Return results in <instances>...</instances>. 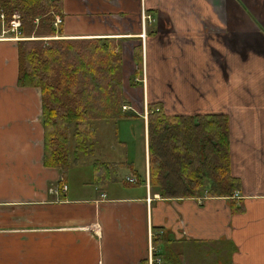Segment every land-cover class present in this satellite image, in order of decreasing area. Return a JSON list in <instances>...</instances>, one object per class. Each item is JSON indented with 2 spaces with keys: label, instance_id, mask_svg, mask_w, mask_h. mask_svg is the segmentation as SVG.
Instances as JSON below:
<instances>
[{
  "label": "crops",
  "instance_id": "0c3cea01",
  "mask_svg": "<svg viewBox=\"0 0 264 264\" xmlns=\"http://www.w3.org/2000/svg\"><path fill=\"white\" fill-rule=\"evenodd\" d=\"M111 1L65 0L64 17L68 10L80 13L88 28L62 29V37H57L132 41L134 71L130 75L138 74L137 79L140 71L133 61L134 48L141 46L143 64L150 49L152 79L142 89L145 107L149 100L158 102L156 91L149 86L155 84L154 67L168 68L170 79L165 82L183 87L179 88L183 93L175 89L171 94L183 100L184 107L179 103L175 110H163L165 115H226L230 171L240 188L230 198L202 202L162 200L148 190L139 195L133 190L107 191L117 182L101 184L104 188L99 194L69 193L67 183L63 192V174L42 165L40 92L17 86L18 39L3 34L0 25V264H147L150 246H154L155 257L161 249L178 263V249L192 250L208 263V253L203 252L213 244L216 253L228 247V264H264V0H118V5L105 4ZM94 2L107 11L97 12L99 8L91 6ZM87 3L90 7L85 12ZM143 8L156 19L144 29L140 22ZM121 19L127 23L121 24ZM105 27L108 31L97 32ZM146 32L151 35L146 37ZM126 58H122L123 93L132 78L124 74ZM143 78L148 79L147 70ZM159 99L164 101L162 95ZM147 113L145 108L143 137ZM140 154V167L134 170L145 187L149 168L143 138ZM181 223L187 237L181 235ZM152 239H156L153 246Z\"/></svg>",
  "mask_w": 264,
  "mask_h": 264
},
{
  "label": "trees",
  "instance_id": "16d2710c",
  "mask_svg": "<svg viewBox=\"0 0 264 264\" xmlns=\"http://www.w3.org/2000/svg\"><path fill=\"white\" fill-rule=\"evenodd\" d=\"M15 11L22 38L17 41V86L39 90L42 165L64 174L81 155L92 154L97 123L128 118L121 111V49L108 37L39 39L62 37V25L53 27L55 17L63 15L61 0H0L6 23ZM133 53L141 76V46ZM146 109L149 185L162 200L230 198L239 190L230 171L226 115L167 116L158 102L148 103ZM98 165L96 170L114 167ZM127 166L132 169V163Z\"/></svg>",
  "mask_w": 264,
  "mask_h": 264
},
{
  "label": "rangeland",
  "instance_id": "374dc122",
  "mask_svg": "<svg viewBox=\"0 0 264 264\" xmlns=\"http://www.w3.org/2000/svg\"><path fill=\"white\" fill-rule=\"evenodd\" d=\"M117 1L118 0H112L111 3H105V4L118 5ZM63 2L65 3V0H61L62 11H63ZM83 6L85 7V12H88L87 7H90V5L87 3L86 5H83ZM91 6L94 9H95V6L96 8H99V10H96L97 12L107 11L102 8L104 7V5L100 3L94 2ZM217 6H219L220 8L221 5L219 4ZM144 9H145V14H147L150 17L149 22L154 23L156 21L155 17L153 18L151 15H149V12L146 11V8ZM141 11H140V22L142 26ZM14 13H17L16 15L21 21L20 14L18 13V11H15ZM67 13L68 15H66L65 17L64 15H62V17L66 18L65 24L62 25L63 22L61 24L63 30L78 31V30H84L88 28L85 25V21L82 19V15L80 13H75L71 10H68ZM84 16L88 18L91 17L90 15H84ZM56 17H59V16H56ZM77 19H79V21ZM108 19H112V18H108ZM54 23H55V19L53 22V27L55 26ZM120 23L126 24L127 21L124 23L121 19ZM95 26H93V28H95ZM55 28H57V26ZM99 31L101 32L108 31V28L105 27L101 30H98L97 32ZM214 31H216V29ZM214 31H212L210 34L214 33ZM33 33H35V30L34 32H32V34ZM204 33H206V31H204ZM35 35H32V36H35ZM150 35H151V32L149 33L146 32V37H149ZM55 36L53 37L50 36V38L49 37H43V38L44 39H47V38L48 39H51V38L59 39L57 36L56 37ZM162 39L167 40L163 38V36H162ZM115 40L117 41L118 46H120L122 58L125 59V57H127L126 63H125L126 71H124V74L128 76L134 71V66H133V63L130 57L132 53L131 46H133L134 43L129 40L127 41L125 40L122 41L121 39H115ZM144 46H145V42H144ZM148 46H151V45L148 43ZM175 47L176 46H174V48ZM165 50L167 51V48ZM150 52H151L150 49L146 51V61L143 64L140 79H137L135 78V76L130 75V77H132L130 78V85L127 84V87L129 89L126 88L125 91L123 90L124 93L122 92L123 98H122L121 111L124 114H126L128 118L120 119V120L118 119L117 123L114 122L113 120H110L107 123L99 122L96 124V128L93 133L94 144H93L92 154L81 155L75 167L70 168L69 170L66 171V173L63 174L64 183L60 185V189H62L63 187H66L67 186L66 183H67L69 187V193L83 192V193L99 194V192L104 188L102 187V185H113V184H116L117 182L118 184H116V186L114 185L112 187L107 188V191L112 193V191L118 190L121 193H127L133 190L132 193L135 195L144 194V192L147 190L152 191V188L149 185V170H148V177L147 179H145L146 180L145 187H141V186H144L143 183L140 181V179L137 178L136 172L134 174V172L132 171L134 169L137 170L138 167H140V162H141L140 146H142V138L144 139V149L145 150L147 149V152L149 150L148 149V139H149L148 131H146L143 137V123L145 122H142L141 119H143L142 116H144L145 108H146L145 107L146 102L142 96V89H144L146 82L150 83V80L152 79L150 69L148 68V62L152 59V52L151 53ZM167 55L169 56L168 51H167ZM186 55H189V54H186ZM146 70H147V76H148L147 80L143 78ZM169 71L170 69L168 68H155L154 67L153 74H154L155 84L154 85L149 84L150 89L153 88L157 93L155 94L156 99L158 100V103L161 104L162 111L163 110L166 111V109L175 110L180 107L179 103H181L184 107V101L175 99L171 94L172 90L174 91L175 89L178 92L183 93L184 91L179 89L183 87H181V85H179L178 83L174 84V83L165 82L168 79H170L168 75ZM160 81H163V82H160ZM192 86L193 88H195L196 85L193 84ZM159 95H162L164 97V101H161L159 99ZM152 102L153 101L149 100V103H152ZM114 138H115V141H113ZM146 140H147V146H146ZM119 141H125L127 144L121 146L118 143ZM112 147H114L115 150L112 151L111 149ZM122 158L124 160L119 162ZM116 162L120 163L121 165L115 166ZM132 162H135V164H134V167L132 165V169H130V167L127 166L126 164L132 163ZM98 163L100 165L112 164L114 167H109L107 169H104L103 168L104 166H100L98 167V170H96V166H99ZM126 167H129V168H126ZM148 168H149V154H148ZM130 174H131V177H130ZM126 177H129V179H134V182H129L128 179H127L128 182H125ZM65 179H66V182H65ZM131 183L137 184L140 186L137 187L135 185H132ZM204 199L205 198H202V197L196 198V200L200 202H202ZM180 229L182 230L181 232L182 237H187L188 233L183 223H181ZM223 248L225 252L219 251V253H216L217 248L215 244L210 245V249L203 252V253H208L207 254L208 259H209L208 263H204V261H201L199 259V256L201 255V253L193 252L192 250L178 249V252H175L176 255H178L177 257L179 258L178 263H176V261H174V259L170 256V254L166 255L165 251L163 252L161 249H159L156 252L157 257H155L154 249H152L153 250L152 251L153 252V263L152 264H160L161 260H162L161 264L163 263L164 264H228V258H227L228 247L223 246ZM191 256L193 257V259H190ZM185 257H187L186 261H185ZM147 264H149L148 259H147Z\"/></svg>",
  "mask_w": 264,
  "mask_h": 264
},
{
  "label": "built area",
  "instance_id": "2783aa9c",
  "mask_svg": "<svg viewBox=\"0 0 264 264\" xmlns=\"http://www.w3.org/2000/svg\"><path fill=\"white\" fill-rule=\"evenodd\" d=\"M142 13V26L145 25V21L147 19L146 22H149V19L150 17L148 15L145 14V11L142 9L141 11ZM17 13H14L12 16H11V19L9 20L8 23H6V20H5V16L4 14L1 12L0 13V25L2 27V31H3V34H10L13 39H21L20 36V26H21V23H20V20L18 18V16L16 15ZM62 18L60 17H56L55 18V23H54V27H58L59 25L62 24ZM129 182H134V179H128ZM63 192L66 191V187H63L62 188ZM102 198H105L106 196L105 195H101ZM149 201V200H148ZM153 248L150 246L149 248V251H148V263L149 264H152L153 263Z\"/></svg>",
  "mask_w": 264,
  "mask_h": 264
}]
</instances>
